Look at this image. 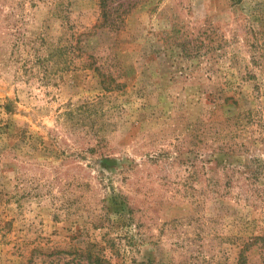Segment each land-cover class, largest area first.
Wrapping results in <instances>:
<instances>
[{
    "label": "rangeland",
    "instance_id": "rangeland-1",
    "mask_svg": "<svg viewBox=\"0 0 264 264\" xmlns=\"http://www.w3.org/2000/svg\"><path fill=\"white\" fill-rule=\"evenodd\" d=\"M106 4L0 0V264H264V0Z\"/></svg>",
    "mask_w": 264,
    "mask_h": 264
},
{
    "label": "trees",
    "instance_id": "trees-1",
    "mask_svg": "<svg viewBox=\"0 0 264 264\" xmlns=\"http://www.w3.org/2000/svg\"><path fill=\"white\" fill-rule=\"evenodd\" d=\"M101 8H102V17L104 20H107L108 17L112 15L113 12L111 11V8L107 6L106 0H102ZM66 49L68 50V53L70 52L74 54L77 51L78 46L76 45V43L74 44L73 41L71 40L70 43L66 46ZM71 62L73 63V61L70 60L68 64H70ZM237 264H245L244 258L240 257Z\"/></svg>",
    "mask_w": 264,
    "mask_h": 264
}]
</instances>
